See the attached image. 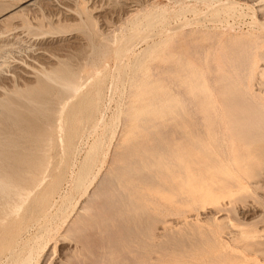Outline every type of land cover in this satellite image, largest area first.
<instances>
[{
  "label": "rangeland",
  "instance_id": "374dc122",
  "mask_svg": "<svg viewBox=\"0 0 264 264\" xmlns=\"http://www.w3.org/2000/svg\"><path fill=\"white\" fill-rule=\"evenodd\" d=\"M22 1L24 0H0V12H1L0 14L4 15L5 17L4 20H0V52H2V55L0 54V56H2L1 57L2 59L0 58V65H2L0 67V98H1L0 102L1 100L4 101L5 103L7 102V100H9V102L12 101L10 105L13 111L15 112L17 111V109H19L18 112L15 113L17 116H15V114H12V116L14 115L16 119L18 117L19 121L21 119V114L23 112L27 111L30 114L31 112L29 111L30 109L33 111L31 112V114L32 113L38 114L36 115L37 117L32 116V118H34V120L37 118L40 121L39 124H36L38 122L37 120L35 121L36 123L34 124L33 123L34 120L33 121L30 120L32 119L31 115L28 118L29 116L28 113H27L26 119H28L27 120L28 123L34 124V125L31 124V126L34 127L38 125L37 127L39 129L35 130L36 133L38 132L37 135H39L40 132L42 133V134L40 133L42 136H44L43 134H46L45 138H43L41 135H39L38 138H40L41 136L43 141H45L46 139L45 142L46 143L48 142L47 144L44 142L46 146V147L44 146V148L49 150L47 151L45 149V152L47 151L46 154L47 156L49 155L50 159L52 160L50 161L52 164L54 163V159L57 158L56 160L58 162L60 157L63 156L62 154L63 144L65 145L66 142L64 141V143H62V141L65 140L66 135H68V133H66L67 131L69 132L68 125L71 126L73 122L77 124L76 127L79 125L78 128H75V129L80 130V131H77L79 136H77L78 138L77 140L75 139L76 141H74L73 144L76 150L78 149L80 153L78 152V155H77L76 154L77 152H76L75 155H73L74 159L69 160L68 163L66 164V166L69 165L67 168H65L67 172L65 171L66 173L63 174V176L65 177L62 178L61 176V179H60V182L63 179L62 180L63 183H61L60 185L58 184L59 187L58 186L57 187L59 189L57 188L55 191L56 196L54 194V196L51 198L52 202L50 201L49 206L51 205L52 207H50V209H49V206L48 208H46V210L48 209V211L52 210L50 211L51 213L49 214V212L45 210L48 214L44 211L42 213V216L40 215L37 217L41 219L40 222H42L43 226L38 221L39 219H37L35 225H32V227L30 226L27 229V231L26 232L24 231V233L22 234V239L17 244L18 249L16 247V249L14 250L15 252H13L12 254H9V255L6 254L4 256H0V264H9V262H11L12 259L13 261L10 264H21L22 262L23 264H26L28 262H30V264H100L101 261H102L101 264H106V262L107 264H116V263L117 264H122V263L123 264H142V263L145 264L143 261V258H146L147 256L146 257H141V256L142 254L143 256H145V254L148 255L149 253L150 255L147 257V259L149 258V261L147 259H144L146 260L147 264L149 263L151 264H154V263L155 264H165V263L166 264H227V263L228 264H264V179H262L264 178V173H262L260 177H255V178L251 177V175L249 174V170L252 171L253 168L256 166L252 158L243 157V159L240 162H238V165H237L238 174L241 176H244L243 177L244 179L241 178L240 176L237 177L238 182H239L238 186H235L225 180H222L221 178L219 179V177L209 176V173L206 171V168L200 165L199 163L190 164V169H201L204 172L203 174H201V176L198 177L199 179H197L198 180L197 183H190V186L192 188L193 187L199 188V189H196L198 191L197 192L198 195H196L197 193L195 192L192 193L193 191H196V190L195 189L193 190L191 187H190L191 189L188 192V194L180 193L181 186H180L179 177L177 175L171 174L170 177H166L163 175L162 178H159L158 176L157 178H154V176L150 178L147 177L148 180L149 179L151 180V178H154L156 179V181L152 179L149 182V184H148V180L144 182V180H146V176H148L146 174H150V173L154 174L152 171L153 169L149 170V168H147L146 162L144 160H141L140 162L137 163L135 170L133 169L131 171V172L133 171L135 172H133L132 174L130 172L129 174L125 170L126 167L123 168L124 163H122V159L123 158L126 159L127 157H125L126 155L125 156L120 155V153L126 154L127 148H128V151L130 152V150L132 151V149H135L137 147L142 146L141 148L144 147V148L150 149L154 145V147L152 148L154 149L155 144H157L158 149L155 148L154 150H156V152L158 150L159 154L158 152L156 154L155 151H153L152 149L151 150L155 154L152 151L149 152V154L153 153L151 156H153L155 160H158L161 155H164V153L166 154L165 151H167V149L168 150L171 149V147L174 144L172 141L171 133L168 134V132H170L169 130H172V128L168 127L167 128L168 130L166 129L167 133L166 132L164 133V131L166 130H164V128L162 127L163 128V131H161L163 132L162 134H168V135L165 136L161 134L159 135V137H157L158 135H156V132L158 129V125L157 127L153 125L152 127L150 126L147 128L145 124H147L148 121H143L142 120L143 117L141 119L142 115H138L140 117H137L134 119V117L137 116L136 112H133V111L129 112L128 109L130 108L131 105L127 104L129 102L131 103L133 100H130V101L128 100L135 98V96L133 97V94H135L139 88H149L154 84V79L152 82V80H150L151 79L150 76L154 78L153 74L157 72L156 71L157 68L159 69V67L162 68V67L168 66L169 61H171L170 57L173 59H176L175 57L180 56L181 59L184 58L185 60H188L189 58V61H190L193 58L190 54L194 50L196 51L200 48H202V50H204L205 52L214 50V54H215L213 55L215 59L214 62L217 65L222 66V63L219 60L220 59L219 53H221L222 48L224 47V44H223L224 41L222 40H227L228 38H232V37L248 38L250 37V35L252 36L254 34L255 35L260 34L261 36L264 37V25L262 24L259 25L260 23H264V11H262L264 8L262 6L264 5V0H251V1L250 0H35V2H33L30 5L26 4L29 1L21 3ZM136 3H138V6H135L137 5ZM16 6L20 9V12L22 11L20 14H19V9L17 10ZM5 7L7 8V12L11 7L16 8L18 12L13 13L11 15L12 17L11 18L10 16H6L7 12L4 11ZM85 7H86V12L88 14L90 13L91 15H86L87 13L84 12L83 10L85 9ZM219 9L220 10L222 9V10L220 11ZM218 10H219V13H218ZM215 14L218 16H215V19H214L213 17ZM88 16L89 17L91 16V17L89 18ZM86 17H88L89 19ZM201 18L204 21H202ZM210 18L212 19L210 20ZM191 19L193 20V22L191 21ZM82 21L84 22L83 24H81ZM86 23L90 24L89 25L90 28L88 27ZM85 24L87 25L89 30L85 28L86 27ZM27 25L29 27H27ZM81 27L83 29L85 28V30L83 29L79 30V28ZM53 28L55 30H53ZM59 30L61 32H59ZM90 30H92L93 33H91ZM91 34L95 35V37L93 36L94 39L92 38V36H89ZM84 35L85 36L88 35L89 40ZM202 35L205 37L201 38ZM217 36L218 38H216ZM180 37L181 38L184 37V38L181 39ZM172 39H175V40H172ZM178 39L179 40L181 39V40L178 41ZM216 41H217V44H216ZM87 43H88V46H87ZM93 44L96 46V48L95 46H93ZM99 44L101 45L100 46L101 48L97 46ZM220 45L222 46V48ZM4 46L6 47L4 48ZM98 48L103 49V51L100 49L98 50ZM145 49L148 52H145ZM100 51L103 53L105 52V53L101 54ZM96 52H98L99 55L101 54L100 57L97 58V56L99 55ZM259 52L260 53L264 52V44L259 49ZM93 54L97 56H94ZM101 56L103 58H101ZM115 56L119 59L118 60L119 62L116 60L117 58ZM55 57L59 58L58 60L60 62H58L57 59L55 60L54 59ZM51 58H53L54 60ZM69 60H72V64L70 63L71 61L69 62ZM49 61L55 66H52V65L50 66L49 64L51 63ZM65 61L68 63H66ZM263 63H264V60L260 59V57L258 56L256 58V65L259 67V65L260 66L263 65ZM60 64L61 66H58ZM69 64H71L70 67H72V69L70 68V70L72 71V73H74V75L76 74V81L80 85L79 92L76 94V96H78L81 99V101L80 99H78V97L76 98L75 96H74L75 98L71 96V97H68L69 98L68 99L65 97L66 95L63 96L59 93H56V94L54 93L51 95V98L49 97L48 100L46 99V97H42L41 98L42 100L43 98H44V101L46 100L45 103H43V101L39 100L40 97L38 98L37 95L33 94L34 96H31V100H34V101L37 100V101L36 102L32 101L33 104L35 103L34 105H32L31 101L26 100L25 98L19 97V94L25 91H29L30 93L40 92L42 90L43 85L48 83L47 82L48 80L46 79V75L44 72H46L47 74L48 71L51 69L50 71L56 70L59 73H61L63 66L69 65ZM39 66L42 70V73L38 72L40 71ZM48 67L50 68L48 69ZM60 67L62 69H59ZM42 68H45L47 71ZM257 69L255 70L256 74H255L254 82H257L260 79L262 80L264 79V75L263 76L259 75ZM34 70H38V71H35L37 72V74L34 72ZM38 73H41L40 76ZM37 76L40 77L42 81L39 80ZM136 76H138L137 77L138 79H135ZM34 77H36L37 79H35ZM43 78L46 79L47 81L43 80ZM139 82H141V84ZM132 83L135 85V87L137 86V88H134L133 86V89H132L131 88ZM95 89L98 90L100 93V97L98 100L99 108L97 109L99 113L103 112L102 115H103L105 124L108 123L107 124L108 129H106L107 133H109L108 136H106L107 133H105L106 131L104 130L103 127L99 128L100 130L98 129L99 131L97 130V132L92 131L93 133H89L91 131V128H89V125L81 124L82 125L81 127L79 122L76 121V120H80L78 119V117L81 114L86 112L85 110L86 103L88 101L89 96L90 97L91 95L94 96V94L96 93ZM131 89L134 91L129 92L131 91ZM83 93L85 94V96H81L83 95ZM129 94H132V95H129ZM59 95H61L62 97ZM50 99L52 101H50ZM77 100H79L80 103ZM37 102L38 103L40 102V105L43 103L41 107L44 106V104L46 105V103H48L49 106L46 105L48 107L44 106L40 108L39 107L40 105L38 106ZM82 102H83V105H82ZM60 103L61 105H59ZM24 104H27L28 107H26V105ZM35 105H37L38 107H34ZM62 105L64 108L62 107ZM142 105L146 106L147 102H144V104L142 102ZM12 106H14V108ZM32 107L34 110L32 109ZM72 107H74L73 110H72ZM27 108L29 109L27 110ZM39 108L41 110L43 109V111L39 112L41 111ZM45 108H46V111H44ZM53 108L54 109L56 108V110H53ZM69 109L70 111H68ZM3 110H5L4 107H1L0 105V115H3V113H1V112H4ZM20 110H22L23 112L22 113L19 112ZM64 110L65 112L67 111V114L69 115H66ZM58 111L59 113L61 111V113L63 114H58ZM43 112H44V116H41L42 118L38 117L40 116V114H43ZM76 112L77 113L82 112V113L76 114ZM125 112L130 113V114L132 113L131 114L132 120L133 121L135 120L134 121L135 126L132 127L133 130H131L132 129L131 126L133 125V124L131 125L132 121L126 122V124L122 121L123 119L126 118V115H128L127 113L125 114ZM24 115H26V113H24ZM83 115H81L80 117H82ZM23 116L21 120H23ZM3 117L4 115L0 116V124H2L1 126H4V127L8 126V128L9 126H11V129L10 128L8 129L9 131L6 129L7 127L6 128L2 127V131H0L1 133L0 135H2L3 130H4V134L1 136V137H4V140L0 138V141L3 140V142H0V145H1L0 148L2 149V152L4 150L7 152V153L3 152L4 157L2 156V158H4L2 161H4L5 165L10 164V167H7V168H11V169L12 167L16 168L17 164L19 166L21 165L23 166V164L29 163V161L33 159V156L36 155V157H38L39 156L38 154H41V152L37 150L40 146V143H39L40 141L38 140L39 141L37 142L39 143L38 145L35 144V142L37 141L36 139L38 138L37 136H34L35 133L32 134L34 132L33 127L27 124V127H26L27 129H25V126L23 127V125H26L25 124L26 121L24 122L21 121L23 122L21 124L22 126H20L19 121L18 123L13 124L14 121L17 122L14 118H13L14 121L10 125L9 124L10 122L9 121L7 122V120H11L12 117L10 116L11 118L9 117L8 119L5 117L3 118ZM60 117H63V118H60ZM67 117L69 118L67 119ZM43 118L47 121V124H49L48 126L47 124H45L44 122L45 120ZM46 118L47 119L52 118V120H50L52 123H50V121L47 120ZM70 118L71 120H69ZM2 119L6 120V122H3L4 120ZM72 119L75 121H72ZM107 119L108 121H106ZM68 120L70 122L72 121V123L69 124L70 123L69 122L67 127L65 128L64 123H66ZM140 120H142L143 124L141 123ZM4 123H7L8 125L7 124L5 125ZM122 123H124V125ZM15 124H18L17 128H15L16 127ZM61 124L62 125L64 124V126H62ZM167 124L169 125L170 123H167ZM13 125L15 127H13ZM40 125H42V128H40ZM51 125H52V128L54 127L53 132L52 130H49L47 128L49 127L51 129ZM60 125L64 129L63 131L59 128ZM111 125H114V127H112ZM29 126L33 129L32 131H30L31 128H29ZM141 126L143 127V129ZM19 127H21L22 129ZM79 127H81V129H79ZM160 128L161 127H159V129ZM5 129L11 134L9 133L6 134L7 131H5ZM23 129L28 131V133L30 132L29 134H32V136L31 135L29 136V134H26V131L24 132ZM124 129H126V131ZM144 129H146L147 131ZM15 130H16L15 137H13L14 136L13 132ZM18 130L19 131L22 130L23 131V132L21 131L22 134ZM149 130H152L150 131L152 133L149 132L150 136L148 137L147 135H149L148 133ZM49 131L52 132V135H50L51 132L49 133ZM112 131H115V134H112ZM134 131H137L138 133ZM86 133L89 134L88 138H85L87 136ZM146 133L148 134L145 135ZM4 135L5 136L8 135V137L10 138L5 137ZM11 135L13 138L11 137ZM22 135L23 136L25 135L27 137V140H26V137L25 136L22 137ZM112 135L113 136L115 135V136L112 137L111 139ZM19 136H21L23 140L21 139V137L19 138ZM80 136H82L83 138ZM143 136L145 139H143ZM30 137L32 138L36 137L35 138L36 141L34 139H29ZM60 137L63 138V140ZM98 137L99 138L102 137L100 139V142H102V140L103 142L102 144L100 143L101 147H100V151L98 152V158H97L98 160H96L95 163L100 161L103 156L105 157V159L103 157L104 159V160L102 159L103 163L101 161L100 163H96V164L94 163L95 166L93 165V168L90 169V170L93 169L92 170L93 172L88 171V173L86 174L89 177V179H87V176H86L84 180H82V182L86 181L85 184L82 183L84 185L81 184L82 186H80L79 183H76L77 182V176H75L76 172L79 171V168L82 165V164L80 165V163H83L84 161L83 159H85L84 157L88 156L87 154L88 151L90 153L89 147L93 144L95 139ZM106 137H108L110 141H112L110 144H109L110 141L107 140ZM146 137L148 139H146ZM5 138H7L8 141L5 140ZM52 138L55 139L56 142ZM129 138L130 139L132 138V141ZM156 138L160 142L157 141ZM48 139L50 142L47 141ZM83 139H86V141ZM141 139H143L144 141H142ZM28 140H32V141L34 140V142L30 141V143H27ZM82 140L85 141L87 145ZM4 141H6V144L8 143V145H6ZM135 141H138V142H136L135 144ZM146 141L150 143L151 141H153L154 143L148 144ZM162 141L163 142L166 141L164 146L163 145L161 146L159 144V143L162 144ZM57 142L59 144L58 146H56L57 147L56 148L54 147V145ZM139 142H141V145L137 144ZM142 142H146L144 143L145 145H143ZM23 143L24 144L26 143V145H28L29 148ZM32 143L35 145H32ZM114 143H116L117 146ZM121 143L122 144L124 143L125 145L124 144L122 145ZM9 144H12V146H9ZM118 144H119V147H118ZM120 144L122 145L121 147H120ZM158 144H159V147H158ZM14 145H15V150H12L14 148ZM30 145H32V147H30ZM127 145L128 147L126 148ZM130 145L132 146L137 145V146H135V148L134 147L129 148V147H132ZM8 146H9V149L11 148L10 150H8L7 148ZM107 146L108 147L110 146V147L107 148ZM113 146L116 149L113 148ZM124 146L126 149L122 148ZM160 147H163V148L165 147L164 150L165 149L166 150L161 151ZM187 147H190V145H187ZM25 148L27 150H25ZM118 148H121V149H118ZM55 149L56 150L58 149V150L56 151ZM102 149H104V151H102ZM21 150L22 151L25 150V151L22 152ZM112 150L113 151L115 150V151L112 152ZM189 150H190V153L194 157H196L199 160L202 159V156H200L197 150H195L192 147H190ZM10 151L13 153L15 152L14 154L16 155L12 154L13 156H10L11 154ZM18 151L21 154H19ZM37 151H38V154L35 153ZM55 151L59 154H57ZM85 151H87V153ZM54 153H56L59 158ZM23 154L25 155V157ZM99 154L101 155L100 156L101 158L99 157ZM113 154L116 155L117 157L119 154V158L115 156V158H117L118 160L113 159L114 161H116V163L112 161ZM17 155L19 158L23 160H19L17 158ZM8 156H10L11 159L12 158L14 159V160L12 159L13 162L11 161V159H9L10 157ZM120 156L122 158H120ZM26 157L28 158V160L29 159L30 160L25 161L24 159H27ZM53 157L55 158L53 159ZM19 161L20 162L23 161V162L19 163ZM113 163L115 165L111 166V164ZM72 164L75 165V167ZM117 164L121 168L120 167L117 168L118 167ZM99 165L101 168L99 167ZM70 166L71 168H69ZM97 166L99 167L100 170H98ZM165 167H168V166H165ZM139 168L142 170H145L146 172L140 170ZM11 169H8V170L14 173V171ZM119 169L122 172L124 171L123 174L121 172L120 175H118L120 178L118 176L117 177L115 176L118 174V172H120ZM97 170H98V173H97ZM89 173L90 175H88ZM141 173L144 174L143 177L145 176L144 177L145 179L143 177L142 179H139L141 177ZM94 174H96L97 176ZM92 176H93V179H95V181L94 180L92 181ZM75 178L76 180H74ZM118 178L123 179L121 183L117 182ZM252 179H256V180H252ZM157 180L159 181L157 182ZM258 180H261V181H258ZM135 182L137 185L135 184ZM137 182H139V184ZM172 182H173V185H172ZM206 182L209 183V186L206 185L207 184ZM156 183H157V186H156ZM74 184H75V187L78 189V191L73 186ZM204 184L206 185V187ZM106 185L107 187L105 188ZM201 185H202V188H200ZM77 186L78 187L80 186V187L78 188ZM88 186L89 187L91 186V187L88 188ZM118 187L121 191L119 189H116ZM132 187H134L135 189ZM172 187L173 188L176 187L179 189L175 188L172 190ZM84 188H86V190L89 189L87 190L88 191L87 193H84L86 191ZM203 188L206 189V192L204 191ZM209 189L210 191H208ZM239 189L240 191L241 190H244V191L243 192L241 191L242 192L241 193ZM122 190H123L124 200L123 201L121 200L120 202L118 201L117 197L119 196V194L122 195L121 194ZM200 190L201 192L202 191L203 192L199 193ZM82 191H83V195H82ZM134 191L136 192V194L134 193ZM228 192L230 195L227 194ZM207 193L210 196L213 195L214 198L220 194H222V197H220L221 196L220 195L218 198H215L216 199L215 201H211L213 198L212 197L211 200L209 199L210 200L209 201L207 199L210 198V196H207L208 195ZM199 194H201L200 196L201 198L199 197ZM215 194L216 196H214ZM225 194L226 196H224ZM231 194L233 197L231 196ZM202 195H204L203 196L204 198L202 197ZM88 196L92 198L89 199ZM95 196H98V197H95ZM111 196L115 198V200ZM184 196L186 197L184 198ZM205 196L208 198H206ZM180 197L182 198L180 199ZM237 197H241L240 199L243 198L242 200L244 201H241L240 199H235ZM199 198H200V201H199ZM65 199L66 200L69 199L71 201L68 202ZM218 199H219V202H218ZM87 200H89L90 203L89 202L87 203ZM112 200L114 201V203H112L113 202ZM128 200L129 202H127ZM53 201L54 203H57V204L54 205ZM64 201L68 203L63 204ZM110 201L112 203L111 205L109 204ZM201 201L203 203H201ZM212 202L215 204H213ZM105 203H106V206H105ZM61 205H64L65 207ZM107 206L108 208L106 209ZM130 206H133V207H130ZM135 206H137V209ZM57 207H58L57 209L58 211H56ZM86 207H88L90 210L88 208L87 210H85ZM59 208H61V210ZM64 208L66 211L64 210ZM152 208H153V211H152ZM145 209H147L146 212H145ZM79 210H82V211H79ZM53 211H54L53 214L54 216H56V218L52 214ZM55 212H57L58 214L57 213L55 214ZM60 213L62 214L64 213L63 215L64 218L66 216L67 217L63 219L62 215L60 216ZM65 213H67V215ZM51 217L52 218L54 217V219H52ZM59 217H61V219ZM42 218H45V219H43L42 221ZM158 218L160 219V221L158 220ZM90 219L91 220L93 219V221H91ZM53 220H55L56 222ZM38 222L40 223L41 229H39L40 227L37 226V224H39ZM52 222H54V224H51ZM49 224H51V226ZM36 226L39 227L38 229L41 231H38ZM153 226L155 227L154 229H153ZM171 228L173 229L171 230ZM181 228H183V230L186 228V230L183 231ZM43 229H45L47 232ZM151 229H153L154 231ZM188 231L189 233L192 234V236L191 234L188 233ZM199 231H200L199 235L202 236V238L198 235ZM210 231H212L213 233L212 232H211L212 234L208 233ZM158 232L160 234L162 232V234L160 235L158 234ZM252 232L255 235L252 236ZM100 233H102V236ZM41 234L42 236H39ZM153 234H155V236H153ZM208 234H210V236H207ZM34 235H36V237ZM194 235L196 238L194 237ZM243 235H245L246 237ZM247 235L249 236L247 237ZM188 236H191L190 239L188 238ZM126 237L128 238V240ZM152 238H153V241H152ZM155 238H157V241ZM27 239L28 240L30 239V240L28 241ZM162 239H166V240L161 241ZM22 240L25 243L22 242ZM26 241L29 242V245ZM32 241L34 242L35 246L33 245ZM193 241L194 242L196 241V242L194 243ZM19 244L20 245L22 244L24 246L21 245L22 246L21 247ZM126 244H127V248H125ZM25 245H27L26 246L27 248L25 247ZM132 245H135L136 247L133 246L134 248H132ZM122 246L124 250L122 249ZM128 247H129V250H127ZM110 248L115 251L110 250ZM108 249L110 251H107ZM125 249L127 250V253L125 252L126 251ZM132 250H133V253H132L133 257L131 256V253H130V251L132 252ZM135 250L137 253L134 252ZM102 251L105 253V255L101 254L100 256L103 257V258L101 257L102 258L101 259L100 256H97V255H99V253H101ZM122 251H124L123 254H122ZM16 252H18L19 254ZM20 253H22L23 255L22 254L20 255ZM31 253L33 254L31 255ZM111 253L113 256H114V253L116 255L118 254L117 255L118 257L116 255L114 257L112 255L110 256ZM14 254L18 255L19 257H16V256L13 257ZM137 254L138 256H140V258L138 256H136L137 258L134 257V255H137ZM84 255L85 257L83 258ZM106 255L110 256V258L108 259L110 262L105 261L107 259L105 258ZM116 257L118 258V260H116L117 259ZM18 258L20 260H18ZM9 259L11 260L9 261ZM137 260L138 261L140 260L139 262L141 263H138ZM253 260H255V262Z\"/></svg>",
  "mask_w": 264,
  "mask_h": 264
},
{
  "label": "bare ground",
  "instance_id": "6f19581e",
  "mask_svg": "<svg viewBox=\"0 0 264 264\" xmlns=\"http://www.w3.org/2000/svg\"><path fill=\"white\" fill-rule=\"evenodd\" d=\"M29 1V2H28ZM251 1V0H250ZM24 2H28V3H26L27 5H30V4H32L33 2H35V0H24V1H22L21 3H24ZM131 2V1H130ZM135 2H137V1H135ZM228 2V1H227ZM233 2V1H232ZM20 3V2H19ZM20 3V4H21ZM137 5H135V6H138V3H136ZM16 5V4H15ZM17 5H19V4H17ZM26 5V6H27ZM39 5V4H38ZM226 5V4H225ZM13 6V5H12ZM36 6V5H35ZM229 6V5H228ZM263 7H264V5H262ZM130 7V6H129ZM223 7V6H222ZM261 7V6H260ZM262 7V8H263ZM12 8V7H11ZM9 9L8 10V12H7V8L5 7L4 8V11H6L7 13V15L6 16H10L11 17V15L13 14V13H15V12H18L17 10L19 9L17 6H16V8H17V10H16V8H12V9ZM23 8V7H22ZM22 8H21V10H22ZM83 8V7H82ZM135 8V7H134ZM137 8V7H136ZM81 9V8H80ZM216 9V8H215ZM214 9V10H215ZM231 9H233V8H231ZM259 9V8H258ZM3 10V9H2ZM82 10V9H81ZM84 10V12H86V7H85V9H83ZM135 10V9H134ZM140 10H142V9H140ZM189 10V9H188ZM211 10H213V9H211ZM210 10V11H211ZM220 10V9H219ZM219 10H218V13H219ZM222 10V9H221ZM220 10V11H221ZM217 11V10H216ZM225 11V10H224ZM229 11V10H228ZM262 11H264V8H263V10ZM22 12V11H21ZM20 12V9H19V14L21 13ZM81 12V11H80ZM83 12V11H82ZM83 12V13H84ZM207 12V11H206ZM1 13V12H0ZM5 13V12H4ZM3 13V14H4ZM87 13V12H86ZM204 13V12H203ZM258 13V12H257ZM18 14V13H17ZM85 14V13H84ZM202 14V13H201ZM211 14H212V12H211ZM210 14V15H211ZM1 15V14H0ZM83 15V14H82ZM86 15H91L90 13L88 14H86ZM197 15V14H196ZM195 16V15H194ZM198 16V15H197ZM204 16V15H203ZM213 16V15H212ZM215 16H218V15H214V19H215ZM220 16V15H219ZM78 17V16H77ZM89 17V16H88ZM88 17H86V18H88ZM91 17V16H90ZM89 17V18H90ZM155 17V16H154ZM201 17V16H200ZM221 17V16H220ZM12 18V17H11ZM88 18V19H89ZM203 18V17H202ZM201 18V19H202ZM5 19V17H4V15H1L0 16V20H4ZM83 19V18H82ZM194 19V18H193ZM209 19V18H208ZM212 18H210V20H211ZM86 20V19H85ZM187 20V19H186ZM47 21V20H46ZM84 21V20H83ZM82 21V23L81 24H83L84 22ZM189 21V20H188ZM191 21L193 22V20L191 19ZM202 21H204L203 19H202ZM222 21V20H221ZM260 21V20H259ZM198 22V21H197ZM213 22V21H212ZM215 22V21H214ZM200 23V22H199ZM219 23V22H218ZM87 24V23H86ZM85 24V25H86ZM187 24V23H186ZM264 25V23H260L259 25ZM84 25V26H85ZM88 25V27H89V23L87 24ZM87 25H86V29H88V27H87ZM168 25V24H167ZM179 25V24H178ZM181 26H182V24H181ZM180 26V27H181ZM27 27H29L28 25H27ZM41 27V26H40ZM52 28V27H51ZM85 28L83 29L82 27L81 28H79V30L81 29H83V30H85ZM90 28V27H89ZM169 28V27H168ZM172 28V27H171ZM190 28V27H189ZM198 29V28H197ZM53 30H55L54 28H53ZM89 30V29H88ZM174 30V29H173ZM44 31V30H43ZM59 32H61L60 30H59ZM83 32H85V31H83ZM90 32L91 33H93L92 32V30H90ZM89 32V33H90ZM187 32V31H186ZM195 32V31H194ZM208 32V31H207ZM45 33V32H44ZM43 33V34H44ZM54 33V32H53ZM55 33H56V31H55ZM88 33V34H89ZM181 33V32H180ZM193 33V32H192ZM191 33V34H192ZM196 33V32H195ZM198 33V32H197ZM58 34H60V33H58ZM65 34V33H64ZM180 35V34H179ZM50 36V35H49ZM56 36V35H55ZM85 36V35H84ZM89 36H92V38H93V36L95 37V35H89ZM89 36L87 35V36H85V37H87V39L89 40ZM96 36H98V35H96ZM161 36V35H160ZM183 36V35H182ZM199 36V35H198ZM219 36V35H218ZM218 36L216 37V38H218ZM177 37V36H176ZM203 37H205V36H203L202 35V37L201 38H203ZM92 38H90V39H92ZM181 38V37H180ZM184 38V37H183ZM183 38H181V39H183ZM215 38V37H214ZM94 39V38H93ZM96 39H97V37H96ZM107 39V38H106ZM180 39V40H181ZM221 39V38H220ZM125 40V39H124ZM130 40V39H129ZM172 40H175V39H172ZM179 39H178V41H180ZM197 40V39H196ZM217 40V39H216ZM126 41H128V40H126ZM125 41V42H126ZM222 41H224L223 42V44H224V47L222 48V46H221V48H222V51H221V53H219L220 54V61H221V63H222V66H220V65H217L214 61H215V59H214V56L213 55H215L214 54V50H211V51H209V52H205L204 50H202V48H200V49H198V50H194L193 52H191V56L193 57L190 61H189V58H188V60H185L184 58H180V56L179 57H175L176 59H173V58H171L170 57V59H171V61H169V64H168V66H166V67H162V68H160L159 67V69L157 68V72L156 73H152L153 74V76H154V78H152L151 76H150V80H152V82H153V79H154V84L151 86V87H149V88H139L138 89V91L135 93V94H133V97L135 96V98L133 99H129L128 101H130V100H133L131 103L129 102V103H127V104H130L131 106H130V108L128 109V111L129 112H136V117H134V119L135 118H137V117H140V116H138V115H142L141 116V119H142V117H143V121H148V123L147 124H145L146 125V127L148 128V127H152L153 125H155L156 127H157V125H158V129H159V127H163L164 128V130H166L168 127H171L172 128V130H169L170 132H168V134H170L171 133V137H172V141H173V146L171 147V149L170 150H168L167 149V151H165L164 150V148L163 147H160V150L161 151H165L166 152V154L164 153V155H161L160 156V158L158 159V160H155V158L153 157V156H151L154 152L153 151H155V153L157 154V152H158V150H157V152H156V150H154L155 148L156 149H158L157 148V144H155V148L154 149H152L153 147H154V145H153V147H151L150 149H148V148H141V147H137V148H135V146H137V145H135V146H132V145H134V144H132V145H130V146H132V147H129V148H135V149H132V151L130 150V152L128 151V145L126 146V148H125V146L124 147H122L123 149H126V151H127V153L126 154H121L120 153V155L122 156V155H126L125 157H127L126 159H122V163H124V167L123 168H125V170L130 174V172L134 169L135 170V168H136V165H137V163L138 162H140L141 160H144L145 162H146V164H147V168H149V170L151 169H153L152 171H153V173L154 174H146V175H148V176H146V180H144L145 178V176L143 177V175L144 174H142L141 173V177L139 178V179H142V177L144 178L143 180H144V182H146L148 179H147V177H153L154 176V178H157V176L159 177V178H162V176L164 175V176H166V177H170V175L172 174V175H177L178 177H179V181H180V193H186V194H188V192L190 191V189L192 188L191 186H190V183H197V179H199L198 177L199 176H201V174H203L204 172L201 170V169H190V164H192V163H199L200 165H202V166H204L205 168H206V171L209 173V176H213V177H219V179L221 178L222 180H225V181H227V182H229V183H231V184H233V185H235V186H238L239 185V182H238V179H237V177H241V178H243L244 176H241V175H239L238 174V170H237V165H238V162H240L242 159H243V157H250V158H252L253 159V162L255 163V167L253 168V170L252 171H250L249 170V174L251 175V177H260L261 175H262V173H264V79L262 80V79H260L259 81H257V82H254V80H255V70L257 69V71H258V73H259V75H261V76H263L264 75V63H263V65H259V67L256 65V58L259 56L260 57V59H262V60H264V52H259V49L263 46V44H264V37L263 36H261L260 34L259 35H250V37H248V38H244V37H232V38H228L227 40H222ZM93 42V41H92ZM92 42H90V43H92ZM95 42H96V40H95ZM125 42H124V44H125ZM203 42H204V40H203ZM90 43H89V45H90ZM131 43H132V41H131ZM130 43V44H131ZM173 43V42H172ZM183 43H185V42H183ZM129 44V45H130ZM133 44H134V42H133ZM174 44V43H173ZM205 44V43H204ZM215 44V43H214ZM216 44H217V41H216ZM222 44V45H223ZM213 45V44H212ZM39 46V45H38ZM87 46H88V43H87ZM93 46H95L94 44H93ZM98 47H100L101 45L99 44V45H97ZM106 46V45H105ZM179 46V45H178ZM6 46H4V48H5ZM46 47V46H45ZM130 47V46H129ZM177 47V46H176ZM208 47V46H207ZM219 47V46H218ZM94 48V47H93ZM95 48H96V46H95ZM101 48V47H100ZM100 48H98V50L100 49ZM131 48V47H130ZM150 48V47H149ZM214 48V47H213ZM12 49V48H11ZM44 49V48H43ZM90 49V48H89ZM88 49V50H89ZM91 49H92V47H91ZM181 49V48H180ZM46 50V49H45ZM95 50V49H94ZM97 50V51H98ZM100 50H102L103 51V49H100ZM124 50V49H123ZM186 50V49H185ZM10 51V50H9ZM93 51V50H92ZM92 51H91V53H92ZM179 51V50H178ZM95 52V51H94ZM101 52V51H100ZM99 52V53H100ZM145 52H148V51H146V49H145ZM97 54H98V52H96ZM95 53V54H96ZM103 52H101V54H102ZM105 53V52H104ZM103 53V54H104ZM185 53V52H184ZM0 54L2 55V52H0ZM100 54V55H101ZM181 54V53H180ZM94 55V54H93ZM99 55V54H98ZM100 55L99 56H97V55H94V56H97V58L98 57H100ZM148 55V54H147ZM173 55V54H172ZM189 55V54H188ZM56 56V55H55ZM124 56V55H123ZM2 56H0V58H1ZM42 57V56H41ZM53 57H54V55H53ZM89 57V56H88ZM90 57H92V56H90ZM116 57V56H115ZM46 58V57H45ZM50 58V57H49ZM68 58H70V57H68ZM101 58H103L102 56H101ZM117 58V57H116ZM2 59V58H1ZM48 59V58H47ZM51 59H53V58H51ZM55 60L57 59H59V58H57V57H55L54 58ZM53 59V60H54ZM88 59V58H87ZM91 59V58H90ZM94 59V58H93ZM105 59V58H104ZM173 59V60H172ZM38 60V59H37ZM61 60V59H60ZM92 60V59H91ZM103 60V59H102ZM117 61L119 60L118 58L116 59ZM35 61V60H34ZM71 61V62H70ZM98 61V60H97ZM166 61V60H165ZM50 62V61H49ZM58 62H60L59 60H58ZM66 62V61H65ZM69 62L72 64V60H69ZM92 62H94V61H92ZM119 62V61H118ZM51 63V62H50ZM62 63H63V61H62ZM61 63V64H62ZM66 63H68V62H66ZM86 63V62H85ZM90 63V62H89ZM49 64V63H48ZM54 64H56V63H54ZM58 64V63H57ZM61 64L60 65H58V66H61ZM71 64H69V65H65V66H63V69L60 67L59 69H62V71H61V73H59L58 71H56V70H54V71H48V73L46 74V72H44L45 73V75H46V79L48 80H46V79H44L43 78V80H45V81H47L46 83L47 84H45V85H43V87H42V90L40 91V92H38V93H30L29 91H25V92H22V93H20L19 94V97H22V98H25L26 100H29V101H33V102H36V101H34V100H31V96H34V95H37V97L39 98L40 97V101H43V103H45V101H44V98H43V100L41 99L42 97H46V99L48 100L49 99V97L51 98V95L52 94H56V93H59V94H61V95H63V96H65L66 98H68V97H78V96H76V94L79 92V88H80V85H79V83L76 81V74L74 75V73H72V71L70 70V68L72 69V67H70V65ZM88 64V63H87ZM91 64V63H90ZM95 64V63H94ZM119 64V63H118ZM165 64H166V62H165ZM50 66L52 65V66H55V65H53L52 63L51 64H49ZM74 65V64H73ZM92 65H93V63H92ZM96 65V64H95ZM135 65H136V63H135ZM2 65H0V67H1ZM69 66V67H68ZM163 66H164V64H163ZM43 67V66H42ZM38 68V67H37ZM39 68H40V66H39ZM50 67H48V69H49ZM3 69V68H2ZM42 69H45V68H42ZM46 70V69H45ZM35 71H38V70H34V72ZM44 71V70H43ZM47 71V70H46ZM38 72H41L42 73V70H41V68H40V71H38ZM36 74H37V72H35ZM41 73H38L39 74V76H40V74ZM43 73V74H44ZM86 74V73H85ZM35 75V74H34ZM78 75V74H77ZM80 76V75H79ZM38 77V76H37ZM78 77V76H77ZM138 76H136V78L135 79H138L137 78ZM260 77V76H259ZM35 79H37L36 77H34ZM39 78V80H41L42 81V79L40 78V77H38ZM82 83H83V81H82ZM140 84H141V82H139ZM208 83V84H207ZM97 84V83H96ZM150 84V83H149ZM151 85V84H150ZM28 86V85H27ZM26 86V87H27ZM132 86V87H131ZM130 87L133 89V86H134V88H137V86L135 87V85L132 83V85H131ZM15 87H16V85H15ZM25 87V88H26ZM29 87V86H28ZM19 88V87H18ZM31 88V87H30ZM101 88V87H100ZM103 89V88H102ZM131 89V91H129V92H132V91H134V90H132ZM20 90V89H19ZM96 90V89H95ZM100 90V89H99ZM6 91H8V90H6ZM12 91V90H11ZM16 91V90H15ZM14 91V92H15ZM22 91H23V89H22ZM6 93H8V92H6ZM13 93V92H12ZM94 93H95V91H94ZM102 93V92H101ZM5 94V93H4ZM4 94H2V95H4ZM34 94V95H33ZM61 95H59V96H61ZM79 95H81V94H79ZM129 95H132V94H129ZM6 96V95H5ZM15 96H17V95H15ZM81 96H85V94L83 93V95H81ZM13 97V96H12ZM62 97V96H61ZM74 97V98H75ZM99 97H100V93H99V91L98 90H96V93L94 94V96H92L91 95V97L89 96V98H88V101H87V103H86V106H85V110H86V112L85 113H83V114H81L82 112H80V113H77L76 112V114H81V115H83L82 117H78V119H80V120H76V121H78L79 122V124L81 125V124H85V125H89V128H91V131L89 132V133H93V132H97V130L99 129V128H101V127H103L104 128V130L106 131V129H108V123L107 124H105V121H104V118H103V115H102V113H99L98 112V109L97 108H99L98 107V100H99ZM129 97V96H128ZM9 98V97H8ZM101 98H102V96H101ZM1 99V98H0ZM3 99V98H2ZM5 99H7V98H5ZM17 99V98H16ZM69 99V98H68ZM78 99H80L79 97H78ZM13 100V99H12ZM25 101V100H24ZM50 101H52L51 99H50ZM71 101V100H70ZM78 102H79V100H77ZM80 101H81V99H80ZM83 101V100H82ZM12 102V101H11ZM11 102H9V100H7V102L5 103L4 101H2L1 100V102H0V105H1V107H4V109L5 110H3L4 112H1V113H3V115H4V117L5 118H9L10 116L12 117H10L11 118V120H7V122L9 121L10 123V125H11V123L14 121V119L17 121V122H13V124L14 123H18V117H17V119L15 118V116H17L15 113H17L18 112V110L19 109H17V111H13V109L11 108ZM30 102V103H31ZM33 102L31 103L32 105H34L33 104ZM142 102H143V104H144V102H147V105L145 106V105H142ZM38 103V102H37ZM42 103V104H43ZM74 103V102H73ZM72 103V104H73ZM80 103V102H79ZM41 104V105H42ZM72 104H70V105H72ZM84 104H85V102H84ZM13 105V104H12ZM24 105H26V107H28L27 106V104H24ZM23 105V106H24ZM40 105V102L38 103V106ZM41 105L39 106L40 108H42V107H48L49 105H48V103H46V105H48V106H46L45 104H44V106H42L41 107ZM55 105V104H54ZM59 105H61V103L59 104ZM76 105V104H75ZM81 105V104H80ZM82 105H83V102H82ZM81 105V106H82ZM22 106V107H23ZM31 106V105H30ZM29 106V107H30ZM37 105H35L34 107H38ZM56 106H58V105H56ZM81 106H80V108H81ZM127 106H129V105H127ZM127 106H126V108H127ZM13 108H14V106H12ZM61 107V106H60ZM62 107H63V105H62ZM67 107V106H66ZM75 107V106H74ZM74 107H72V110H73V108ZM84 107V106H83ZM39 108V109H40ZM59 108V107H58ZM64 108V107H63ZM68 108V107H67ZM29 108H27V110H28ZM32 109H33V107H32ZM36 109V108H35ZM39 109H37V110H39ZM60 109V108H59ZM62 109V108H61ZM84 109V108H83ZM1 110H2V108H1ZM15 110H16V108H15ZM34 110V109H33ZM36 110V111H37ZM41 110V109H40ZM53 110H56V108L54 109L53 108ZM78 110V109H77ZM81 110V109H80ZM29 111H31V112H33L31 109L29 110ZM43 111V109L41 110V111H39V112H42ZM44 111H46V108H45V110ZM47 111H48V109H47ZM63 111V110H62ZM68 111H70V109L68 110ZM14 112V113H13ZM19 112H23L22 110H20ZM31 112H30V114H29V112H27V111H25V112H23L22 114H21V119H22V116L24 115V113H26V115H24L23 116V120H21L20 119V126H22L21 124L24 122V121H26L25 122V124L26 125H23V127L25 126V129H27L26 127H27V124L28 125H30L31 126V124L32 123H28V119H26V117H27V113L29 114V116H28V118L30 117V115H31V118H32V116H36V115H38V114H35V113H32L31 114ZM39 112H37V113H39ZM64 112H65V110H64ZM8 116H6L5 114ZM66 113V115H69V114H67V111L65 112ZM73 113V112H72ZM120 113V112H119ZM127 112H125V114H126ZM12 114H15V116L13 115L12 116ZM18 114H20V113H18ZM47 114H48V112H47ZM53 114V113H52ZM58 114H63V113H61V111H60V113H59V111H58ZM74 114H75V112H74ZM128 115H126V118L125 119H123L122 121L126 124V122H131L132 121V123H131V128L133 127V126H135L134 125V121L132 120V117H131V114L130 113H127ZM3 115H0V116H3ZM10 115V116H9ZM55 115H57V114H55ZM65 115V114H64ZM65 115V116H66ZM118 115V114H117ZM135 115V114H134ZM133 115V116H134ZM41 116H44V112H43V114H40V116H38V117H41ZM48 116V115H47ZM60 116V115H59ZM58 116V117H59ZM77 116V115H76ZM75 116V117H76ZM122 116V115H121ZM3 117V118H4ZM20 117V116H19ZM37 117V116H36ZM46 117V116H45ZM54 117V116H53ZM52 117V118H53ZM57 117V118H58ZM64 117V116H63ZM63 117H60V118H63ZM71 117V116H70ZM74 117V118H75ZM14 118V119H13ZM42 118V117H41ZM52 118L51 119H47V120H52ZM65 118V117H64ZM69 117H67V119H68ZM114 118V117H113ZM123 118V117H122ZM24 119H26V120H24ZM44 119V118H43ZM55 119V118H54ZM53 119V120H54ZM66 119V120H67ZM76 119V118H75ZM121 119V118H120ZM2 120H4V119H2ZM30 120H34V118H32V119H30ZM38 121L37 123L35 122V121ZM45 120V119H44ZM57 120H59V119H57ZM61 120V119H60ZM69 120H71V118L69 119ZM67 121L66 123H64L65 124V128L67 127V125H68V123L70 122V121ZM110 120H111V118H110ZM142 120H140L141 121V123L143 124V122H142ZM21 121H23V122H21ZM43 121V120H42ZM41 121V122H42ZM62 121V120H61ZM72 121H75V120H73L72 119ZM72 121L69 123V124H71L72 123ZM106 121H108V119L106 120ZM3 122H6V120H4ZM30 122V121H29ZM45 122V124H47V121L45 120L44 121ZM43 122V123H44ZM57 122V121H56ZM60 122V121H59ZM109 122H111V121H109ZM34 124L36 123V124H39L40 123V121L36 118L35 120H34V122H33ZM50 123H52L51 121H50ZM53 123H55V122H53ZM63 123V122H62ZM117 123V122H116ZM121 123V122H120ZM124 123H122L123 125H124ZM137 123V122H136ZM167 123H170L169 125L167 124ZM5 125L7 124V123H4ZM34 124H32V125H34ZM42 124V123H41ZM44 124V125H45ZM64 124L62 125V126H64ZM111 124V123H110ZM112 124H113V122H112ZM141 124V125H142ZM2 124H0V131H2V127L3 128H6L7 130L10 128L11 129V126H9V128H8V126H1ZM8 125V124H7ZM16 125V127L13 125V127H15V128H17L18 127V124H15ZM49 124H47V126H48ZM60 125V129L63 131L64 129H63V127ZM76 125L77 124H75L74 122H73V124H71V126L70 125H68L69 127V132L67 131L66 133H68V135H66V137H65V140H63V138H61L63 141H62V143H64V141L66 142L65 143V145L63 144V149H62V154H63V156H61L60 157V159L58 160V162H57V158L56 159H54L55 157H53V159H54V163L52 164L50 161H52L51 159H50V157H49V155L47 156V154H46V152L47 151H49L48 149H46V148H44V146H45V144H44V142L46 141V139H45V141H43V139L41 138V134L39 133V135H41L40 136V138H38L39 137V135H37L38 134V132L36 133L35 132V130L36 129H39L37 126L38 125H36V126H31V127H33V129H34V132L32 133V134H34L35 133V135L34 136H37V138L38 139H36L35 140V138H32V137H30L29 139H34L36 142H35V144L36 145H38L39 143H40V146H39V148H38V146H37V150L38 151H40L41 152V154H38V151L37 152H35L36 154H38L39 156L38 157H36V155L35 156H33V159L32 160H28V158L27 159H24L25 161L26 160H28L29 161V163H27V164H23V166L21 165V166H19L18 164H17V167L16 168H14V167H12V169L11 168H7V167H10V164L8 165V164H6L5 165V163H4V161H2L4 158H2V156H3V152H5V153H7L5 150L2 152V149H1V151L0 152H2V153H0V256H4V255H6V254H12L13 252H15L14 250L16 249V247L18 246L17 244L20 242V240L22 239V234L24 233V231L26 232L27 231V229L31 226L32 227V225H35V223H36V221H37V219H39V218H37L38 216H42V213L46 210V208H48V206H49V204H50V201L52 200L51 198L54 196V194L56 193L55 191H56V189L59 187L58 186V184L60 185L61 183H63L62 182V180H61V182H60V179H61V176H62V178L63 177H65V176H63V174L64 173H66L67 172V170H65V168H67L68 166H66V164L68 163V161L69 160H71V159H74L73 158V155H75V153L78 155V149L76 150V148H75V146H74V141H76L77 140V136H79L78 135V133H77V131H80V130H78V129H75V128H78V126L76 127ZM137 125V124H136ZM29 126V128H31ZM54 126V125H53ZM112 127H114V125H111ZM127 126V125H126ZM139 126V125H138ZM143 126V125H142ZM141 126V127H142ZM12 127V128H13ZM81 127H82V125H81ZM81 127H79V129H81ZM88 127V126H87ZM86 127V128H87ZM116 127H117V125H116ZM19 128H21V127H19ZM40 128H42V125H40ZM49 130H52V132H53V129H54V127L52 128V125H51V129L49 128V127H47ZM46 128V129H47ZM67 128V129H68ZM122 128H123V126H122ZM157 129V132H156V135H158L157 137H159V135H161L163 132H161V131H163V128L162 129ZM171 128H169V129H171ZM5 129V131H7ZM22 129V128H21ZM32 128H31V130L30 131H32L33 130ZM88 129V128H87ZM86 129V130H87ZM110 129H111V127H110ZM114 129H116V128H114ZM138 129V128H137ZM140 129V128H139ZM142 129H143V127H142ZM153 129H155V128H153ZM17 130V129H16ZM16 130L13 132L14 133V136L13 137H15V133H16ZM20 130V129H19ZM18 130V131H19ZM100 130V129H99ZM98 130V131H99ZM125 131H126V129H124ZM131 130H133V128L131 129ZM144 130H146V129H144ZM143 130V131H144ZM168 130V129H167ZM167 130L166 131H164V133L166 132L167 133ZM9 131V130H8ZM6 132V134H8L9 132ZM13 131V130H12ZM22 131V130H21ZM21 131H19L21 134H22V132L24 131H26V130H24L23 129V131L21 132ZM38 131V130H37ZM66 131V130H65ZM64 131V132H65ZM93 131V132H92ZM140 131V130H139ZM147 131V130H146ZM150 131H152V130H149L148 131V133L150 132ZM47 132V131H46ZM51 131H49V133H50ZM52 132L50 133V135H52ZM64 132H62V133H64ZM134 132H137V131H134ZM161 132V133H160ZM30 133V132H29ZM28 133V131H26V134H29ZM61 133V132H60ZM65 133V134H66ZM105 133H107V131L105 132ZM120 133V132H119ZM138 133V132H137ZM148 133H146L145 135H147ZM150 133H152V132H150ZM150 133H149V135H147L148 137L150 136ZM155 133V132H154ZM1 134V133H0ZM3 134H4V130H3ZM2 134V135H3ZM9 134H11V133H9ZM20 134V135H21ZM24 134V133H23ZM32 134H29V136L31 135L32 136ZM64 134V135H65ZM87 134V136L85 137L84 135V137L85 138H88L89 137V134L88 133H86ZM85 134V135H86ZM95 134V133H94ZM99 134V133H98ZM101 134V133H100ZM112 134H115V131H112ZM123 134V133H122ZM132 134V133H131ZM136 134V133H135ZM168 134H162V135H168ZM2 135H0V138H2L3 140H4V137H1ZM44 136H42L43 138H45V135L46 134H43ZM61 135V134H60ZM106 135V134H105ZM104 135V136H105ZM109 135V133H107V135L106 136H108ZM120 135V134H119ZM5 136V135H4ZM10 136V135H9ZM18 136V135H17ZM25 136V135H24ZM23 135H22V137H24ZM28 136V135H27ZM28 136V137H29ZM33 136V137H34ZM115 136V135H114ZM113 135L111 136V139H112V137H114ZM127 136V135H126ZM125 136V137H126ZM5 137H7V138H10V137H8V135L7 136H5ZM11 137H12V135H11ZM12 137V138H13ZM21 136H19V138H20ZM21 137V139L23 140V138ZM26 137V136H25ZM54 137V136H53ZM55 137H56V135H55ZM54 137V138H55ZM59 137V136H58ZM62 137H63V135H62ZM80 137H82V136H80ZM129 137H130V135H129ZM142 137V136H141ZM156 137V136H155ZM7 138H5V140H7ZM11 138V139H12ZM17 138V137H16ZM83 138V137H82ZM81 138V139H82ZM92 138V137H91ZM102 138V137H101ZM101 138H96L95 139V141L93 142V144L89 147L90 148V153H89V151H88V153H87V151H85L87 154H88V156H86V157H84L85 159H83L84 161H83V163H80V168H79V171L78 172H76V175L75 176H77V182L76 183H79V185L80 186H82V185H84L85 184V182L86 181H83L82 182V180H84V178L87 176L86 174L88 173V171L90 172V171H92V170H90L91 168H93V165H94V163H95V161L96 160H98L97 158H98V152L100 151V143L102 144V142H103V140H102V142H100V139ZM107 138V140H109L110 141V139L108 138V137H106ZM118 138V137H117ZM121 138V137H120ZM140 138V137H139ZM167 138V137H166ZM1 139V140H2ZM41 139V140H40ZM53 139V138H52ZM76 139V140H75ZM80 139V140H81ZM104 139H105V137H104ZM127 139V138H126ZM126 139H124V140H126ZM130 139V138H129ZM143 139H145L144 138V136H143ZM143 139H141L142 141H144ZM146 139H148L147 137H146ZM150 139V138H149ZM157 139V138H156ZM160 139V138H159ZM3 140L2 141H0V142H3ZM26 140H27V137H26ZM34 140L32 141V140H28V142L27 141H25V142H27V143H30V141L31 142H34ZM40 142H39V141ZM53 140H55V139H53ZM58 140V139H57ZM83 140H85L86 141V139H83ZM82 140V141H83ZM131 141H132V138L130 139ZM140 140V139H139ZM138 140V141H139ZM8 141V140H7ZM9 141H10V139H9ZM17 141V140H16ZM47 141H49V139L47 140ZM79 141V140H78ZM85 141H83L84 143H85ZM92 141V140H91ZM108 141V142H109ZM138 141H135V144H136V142H138ZM148 141H150V140H148ZM157 141H159L158 139H157ZM156 141V142H157ZM20 142V141H19ZM37 142H39V143H37ZM50 142V141H49ZM55 142H56V140H55ZM105 142V141H104ZM107 142V141H106ZM112 141H110L109 142V144L111 143ZM116 142V141H115ZM147 142V141H146ZM146 142H142V144L143 145H145L144 143H146ZM160 142V141H159ZM165 142L166 141H162V144L161 143H159L161 146L163 145L164 146V144H165ZM4 143L6 144V141H4ZM3 143V144H4ZM16 143V142H15ZM46 143V142H45ZM48 143V142H47ZM46 143V144H47ZM76 143V142H75ZM77 143H79V142H77ZM117 143V142H116ZM116 143H114V144H116ZM148 144L150 143V142H147ZM152 143H154L153 141H151V143L150 144H152ZM24 144V143H23ZM35 144H33L32 143V145H35ZM58 142L57 143H55V145H54V147H56V146H58ZM82 144V143H81ZM86 144V143H85ZM104 144V143H103ZM108 144V145H109ZM122 144V143H121ZM120 144V147L124 144H122L121 145ZM137 144H140L141 145V142H139V143H137ZM159 144H158V147H159ZM6 145H8V143L6 144ZM18 145V144H17ZM20 145V144H19ZM24 145H26V143L24 144ZM23 145V146H24ZM32 145H30V147H32ZM49 145H50V143H49ZM52 145V144H51ZM80 145V144H79ZM87 145V144H86ZM90 145V144H89ZM125 145V144H124ZM139 145V146H140ZM168 145V144H167ZM187 145H190V147H192V148H194L195 150H197V152L200 154V156H202V159L201 160H199V159H197L196 157H194L191 153H190V150H189V148L190 147H187ZM1 146V145H0ZM9 146H12V144H9ZM9 146L7 147L8 148V150H10L9 149ZM28 148H29V146L28 145H26ZM82 146V145H81ZM115 146V145H114ZM113 146V148H115L116 146H117V144H116V146L114 147ZM148 146V145H147ZM169 146H170V144H169ZM22 147V146H21ZM25 147V146H24ZM26 147V148H27ZM46 147V146H45ZM103 147V146H102ZM110 147V146H109ZM108 146H107V148H109ZM118 147H119V144H118ZM150 147V146H149ZM3 148H4V146H3ZM13 148V147H12ZM25 148V150H27ZM57 148V147H56ZM60 148V147H59ZM58 148V149H59ZM167 148V147H166ZM6 149V148H5ZM45 149L47 150L46 152H45ZM53 149V148H52ZM52 149H51V151H52ZM57 149V150H58ZM116 149V148H115ZM118 149H121V148H118ZM122 149V150H123ZM153 151H152V150ZM12 150H15V145H14V148L12 149ZM24 150V151H25ZM56 150V149H55ZM56 150V151H57ZM89 150V149H88ZM22 151V150H21ZM24 151H22V152H24ZM55 151V152H56ZM102 151H104V149H102ZM115 151V150H114ZM113 150H112V152H114ZM153 152L152 154H149V152ZM9 152V151H8ZM19 152V151H18ZM29 152V151H28ZM39 152V153H40ZM53 152H54V150H53ZM118 152V151H117ZM117 152H115V153H117ZM124 152H125V150H124ZM129 152V153H128ZM10 156H13L12 154H14L13 152H11L10 151ZM17 153V152H16ZM27 153V152H26ZM50 153V152H49ZM57 153V152H56ZM54 153L56 156H57V154H59V153ZM80 153V152H79ZM86 153H85V155H86ZM101 153V152H100ZM114 153V154H115ZM119 153V152H118ZM123 153V152H122ZM154 153V154H155ZM162 153V152H161ZM19 154H21L20 152H19ZM25 154V153H24ZM23 154V155H24ZM112 154V153H111ZM113 154V155H114ZM158 154H159V152H158ZM163 154V153H162ZM14 155H16V154H14ZM22 155V156H23ZM52 155H53V153H52ZM54 155V156H55ZM76 155V156H77ZM106 155V154H105ZM113 155H112V161H114L113 159H117V158H119V154H118V157L116 156V155H114V157H113ZM7 156V155H6ZM10 156H8V157H10ZM21 156V155H20ZM101 155L99 154V157H100ZM115 156L117 157V158H115ZM120 156V158H122ZM155 156V155H154ZM4 157V156H3ZM14 157H16V156H14ZM24 157H25V155H24ZM35 157V158H34ZM58 157V156H57ZM104 157V156H103ZM103 157L101 158V162L105 159V157H104V159H103ZM156 157H158V156H156ZM17 158L19 159V160H23V159H21V158H19L18 157V155H17ZM59 158V157H58ZM99 158V159H100ZM9 159H11V157L9 158ZM13 159V158H12ZM11 159V161L13 162V160ZM50 159V160H49ZM103 159V160H102ZM111 159V158H110ZM55 160H56V162H55ZM118 160V159H117ZM16 161H18V160H16ZM81 161V160H80ZM100 161H98V162H96V163H100ZM8 162V161H7ZM6 162V163H7ZM23 162V161H22ZM22 162H20L19 161V163H22ZM109 162H110V160H109ZM115 163H116V161H114ZM15 163V162H14ZM25 163V162H24ZM95 163V164H96ZM103 163V162H102ZM112 163V162H111ZM246 163V162H245ZM109 164V163H108ZM15 165V164H14ZM24 165H26V166H24ZM73 165V164H72ZM103 165V164H102ZM112 165H115L114 163L113 164H111V166ZM118 165V164H117ZM74 167H75V165H73ZM78 166V165H77ZM95 166V165H94ZM165 166H168V167H165ZM247 166H248V164H247ZM98 167V166H97ZM99 167H100V165H99ZM99 167H98V170H100L99 169ZM120 166L118 165V167L117 168H119ZM146 167V166H145ZM145 167H143V168H145ZM243 167H244V165H243ZM6 168H7V170H6ZM69 168H71V166L69 167ZM68 168V169H69ZM101 168V167H100ZM116 168V167H115ZM121 168V167H120ZM250 168V167H249ZM249 168H247V169H249ZM8 169H11V170H13L14 171V173L12 172V171H10V170H8ZM140 169V168H139ZM98 170H97V173H98ZM106 170V169H105ZM120 170V169H119ZM140 170H142V169H140ZM10 171V172H9ZM66 171V172H65ZM142 171H144V172H146L145 170H142ZM151 171V172H152ZM246 171V170H245ZM72 172H74V171H72ZM93 172V171H92ZM122 171L120 170V172H118V174L117 175H115L116 177L118 176V175H120V173H121ZM133 172H135V171H133ZM133 172H131V174L133 173ZM251 172V173H250ZM11 173H13V174H11ZM78 173V174H77ZM96 173V174H97ZM114 173V172H113ZM124 173V171L122 172V174ZM244 173V172H243ZM96 174H94V175H96ZM102 174V173H101ZM109 174H110V172H109ZM127 174V173H126ZM135 174H137V173H135ZM134 174V175H135ZM88 175H90V173L88 174ZM139 175H140V173H139ZM69 176H71V175H69ZM97 176V175H96ZM96 176H94V177H96ZM113 176V175H112ZM161 176V177H160ZM74 177V176H73ZM119 177V176H118ZM249 177V176H248ZM248 177H246V178H248ZM100 178V177H99ZM102 178V177H101ZM120 178V177H119ZM117 179V182H122V178L121 179ZM154 178H151V180L152 179H154ZM245 178V179H246ZM67 179V178H66ZM73 179V178H72ZM87 179H89V177L87 176ZM109 179V178H108ZM131 179V178H130ZM167 179V178H166ZM244 179V178H243ZM261 179V178H260ZM262 179H264V178H262ZM261 179V180H262ZM74 180H76V178L74 179ZM73 180V181H74ZM91 180V179H90ZM95 181V179H93V176H92V181ZM112 180V179H111ZM150 179L148 180V184H149V182L151 181ZM155 181H156V179H154ZM169 180V179H168ZM247 180V179H246ZM252 180H256V179H252ZM261 180H258V181H261ZM65 181V180H64ZM91 181V182H92ZM101 181V180H100ZM129 181V180H128ZM131 181V180H130ZM137 181V180H136ZM159 180H157V182H158ZM165 181H167V180H165ZM165 181H164V183H165ZM99 182V181H98ZM97 182V183H98ZM105 182V181H104ZM144 182H143V184H144ZM170 182V181H169ZM210 182V181H209ZM248 182V181H247ZM246 182V183H247ZM254 182V181H253ZM73 183V182H72ZM75 183V184H76ZM82 183H84V184H82ZM128 183H130V182H128ZM138 184H139V182H137ZM152 183V182H151ZM161 183V182H160ZM207 183V182H206ZM205 183V184H206ZM249 183H251V182H249ZM75 184L73 185L74 187H75ZM82 184V185H81ZM90 184V183H89ZM109 184V183H108ZM107 184V185H108ZM135 184H136V182H135ZM204 184V185H205ZM77 185V184H76ZM97 185V184H96ZM107 185L105 186V188L107 187ZM137 185V184H136ZM141 185V184H140ZM139 185V186H140ZM172 185H173V182H172ZM206 185H208L209 186V183H207ZM206 185H205V187H206ZM58 186V187H57ZM79 186V187H80ZM94 186V185H93ZM134 186V185H133ZM144 186V185H143ZM149 186V185H148ZM156 186H157V183H156ZM165 186V185H164ZM167 186V185H166ZM170 186V185H169ZM175 186V185H174ZM78 187V186H77ZM78 187V188H79ZM91 187V186H90ZM89 186H88V188H90ZM141 187V186H140ZM150 187V186H149ZM191 187V188H190ZM61 188V187H60ZM76 188V187H75ZM74 188V189H75ZM82 188V187H81ZM80 188V189H81ZM132 188H134V187H132ZM159 188V187H158ZM161 188V187H160ZM166 188V187H165ZM176 187H172V190L173 189H175ZM200 188H202V185H201V187ZM210 188V187H209ZM59 189V188H58ZM85 190H86V188H84ZM84 189H83V191H84ZM116 189H119V187L118 188H116ZM135 189V188H134ZM139 189H141V188H139ZM138 189V190H139ZM171 189V188H170ZM176 189H179V188H176ZM193 190L195 189H199V188H197V187H193L192 188ZM204 189V191L206 192V189L205 188H203ZM211 189V188H210ZM210 189L208 190V191H210ZM245 189V188H244ZM76 190L78 191V189L76 188ZM75 190V191H76ZM87 190H89V189H87ZM85 191L84 193H87L88 191ZM112 190V189H111ZM114 190V189H113ZM120 190V189H119ZM60 191V190H59ZM58 191V192H59ZM83 191H82V195H83ZM121 191V190H120ZM129 191H130V189H129ZM132 191H133V189H132ZM141 191V190H140ZM179 191V190H178ZM207 191V192H208ZM239 191H240V189H239ZM242 192L244 191V190H241ZM240 191V192H241ZM247 191V190H246ZM245 191V192H246ZM57 192V193H58ZM95 192V191H94ZM103 192V191H102ZM197 193L198 191L196 190V191H193L192 193ZM203 192V191H202ZM201 192V190L199 191V193H202ZM205 192H204V194H205ZM235 192V191H234ZM241 192V193H242ZM106 193V192H105ZM121 193V192H120ZM134 193L136 194V192L134 191ZM163 193V192H162ZM112 194H113V192H112ZM122 195H120L119 194V196L117 197L118 198V201H120L121 202V200L123 201L124 200V198H123V190H122V193H121ZM127 194V193H126ZM208 194V193H207ZM218 194V193H217ZM227 194H229V192L227 193ZM58 195V194H57ZM85 195V194H84ZM92 195V194H91ZM107 195H109V194H107ZM196 195H198V193L196 194ZM221 195V196H220ZM220 195H218L217 197H215V198H218L219 196L220 197H222V194H220ZM230 195V194H229ZM229 195H227V196H229ZM55 196H56V194H55ZM59 196V195H58ZM201 196V194H199V197ZM204 195H202V197H203ZM207 196H210L209 194L207 195ZM214 196H216V194L214 195ZM224 196H226V194L224 195ZM231 196H232V194H231ZM234 196H235V194H234ZM248 196V195H247ZM68 197H69V195H68ZM89 197V196H88ZM95 197H98V196H95ZM103 197V196H102ZM112 197V196H111ZM135 197V196H134ZM186 196H184V198H185ZM206 197V196H205ZM213 197V195L212 196H210V198H208V197H206V198H208L207 200H211V198ZM233 197V196H232ZM58 198V197H57ZM66 198V197H65ZM70 198H72V197H70ZM74 198V197H73ZM92 198V197H91ZM90 197H89V199H91ZM113 198V197H112ZM161 198V197H160ZM159 198V199H160ZM182 197H180V199H181ZM183 198V199H184ZM189 198H190V196H189ZM192 198H193V196H192ZM192 198H191V200H192ZM201 198V197H200ZM200 198H199V201H200ZM204 198V197H203ZM214 198V197H213ZM212 198V200L211 201H215L216 199L214 198L213 199ZM241 197H237V198H235V199H240ZM56 199V198H55ZM62 199H63V197H62ZM114 200H115V198H113ZM188 199V198H187ZM243 199V198H242ZM242 199H240L241 201H244V200H242ZM66 200V199H65ZM206 200V199H205ZM206 200V201H207ZM209 200V201H210ZM62 201V200H61ZM66 201H68V202H70L71 200H66ZM86 201V200H85ZM113 201V200H112ZM142 201V200H141ZM147 201V200H146ZM152 201H154V200H152ZM185 201H186V199H185ZM198 201V200H197ZM196 201V202H197ZM205 201V202H206ZM208 201V202H209ZM52 202V201H51ZM63 202V201H62ZM61 202V203H62ZM68 202H65L64 201V203L63 204H65V203H68ZM89 202V200H87V203ZM127 202H129V200L127 201ZM193 202V201H192ZM204 202V203H205ZM208 202H207V204H208ZM218 202H219V199H218ZM84 203V202H83ZM82 203V204H83ZM90 203V202H89ZM112 203H114V201L112 202ZM111 203V201H110V205L112 204ZM125 203V202H124ZM132 203V202H131ZM134 203V202H133ZM142 203V202H141ZM185 203V202H184ZM201 203H203L202 201H201ZM213 203V202H212ZM53 204L55 205V204H57V203H54V201H53ZM52 204V205H53ZM107 204H108V202H107ZM127 204V203H126ZM211 204V203H210ZM213 204H215V203H213ZM219 204V203H218ZM53 205V206H54ZM71 205V204H70ZM95 205V204H94ZM97 205V204H96ZM99 205V204H98ZM115 205V204H114ZM128 205V204H127ZM145 205H146V203H145ZM190 205V204H189ZM61 206H64V205H61ZM74 206V205H73ZM72 206V207H73ZM100 206V205H99ZM105 206H106V203H105ZM150 206V205H149ZM192 206V205H191ZM50 207H52L51 205L49 206V209H50ZM65 207V206H64ZM69 207V206H68ZM82 207V206H81ZM101 207V206H100ZM99 207V208H100ZM130 207H133V206H130ZM136 207V209H137V206H135ZM134 207V208H135ZM139 207V206H138ZM145 207V206H144ZM193 207V206H192ZM195 207V206H194ZM54 208V207H53ZM87 208L88 207H86V209L85 210H87ZM108 208V206L106 207V209ZM110 208V207H109ZM146 208V207H145ZM189 208V207H188ZM58 209V207L56 208V211H58L57 210ZM60 210H61V208H59ZM89 209V208H88ZM126 209V208H125ZM151 209V208H150ZM190 209H192V208H190ZM64 210H65V208H64ZM63 210V211H64ZM83 210V209H82ZM82 210H79V211H82ZM90 210V209H89ZM146 210L147 209H145V212H146ZM194 210V209H193ZM46 211H48V209L46 210ZM45 211V212H46ZM50 211H52V210H49L48 212H49V214L51 213ZM66 211V210H65ZM114 211V210H113ZM137 211V210H136ZM140 211H141V209H140ZM152 211H153V208H152ZM155 211V210H154ZM62 212V211H61ZM90 212V211H89ZM47 213V212H46ZM54 213V211L52 212V214ZM57 212H55V214H56ZM77 213V212H76ZM103 213V212H102ZM161 213V212H160ZM179 213V212H178ZM48 214V213H47ZM58 214V213H57ZM66 215H67V213H65ZM62 215V217H63V219H65L64 218V213L62 214V213H60V216ZM47 216V215H46ZM48 216H50V215H48ZM53 216H54V214H53ZM120 216V215H119ZM55 218H56V216H54ZM54 217L52 218V219H54ZM101 217V216H100ZM153 217V216H152ZM41 218V217H40ZM50 218V219H51ZM60 219H61V217H59ZM83 218H85V217H83ZM103 218V217H102ZM43 219H45V218H42V221H43ZM94 219V218H93ZM93 219L91 220V221H93ZM101 219V218H100ZM99 219V220H100ZM114 219V218H113ZM131 219V218H130ZM157 219V218H156ZM40 220L41 219H39L38 221L40 222ZM104 220V219H103ZM158 220L160 221V219L158 218ZM52 221V220H51ZM50 221V222H51ZM53 221H55V220H53ZM113 221V220H112ZM116 221V220H115ZM162 221V220H161ZM38 222V223H39ZM56 222V221H55ZM94 222H95V220H94ZM158 222V221H157ZM219 222V221H218ZM41 224H42V222H40ZM40 223L39 224H37V226H39V227H37V229L39 228V229H41V226H40ZM119 223V222H118ZM156 223V222H155ZM222 223V222H221ZM51 224H54V222H52ZM51 224H49L50 226H51ZM120 224V223H119ZM214 224V223H213ZM219 224V223H218ZM217 224V225H218ZM45 225V224H44ZM115 225H117V224H115ZM216 225V224H215ZM42 226H43V224H42ZM56 226V225H55ZM69 226V225H68ZM73 226V225H72ZM97 227V226H96ZM46 228V227H45ZM48 228V227H47ZM55 228V227H54ZM66 228H68V227H66ZM73 228V227H72ZM155 227L153 226V229H154ZM31 229V228H30ZM38 229V231H41V230H39ZM49 229H50V227H49ZM51 229H53V228H51ZM153 229H151V230H153ZM173 228H171V230H172ZM182 230H183V228H181ZM190 229V228H189ZM189 229H187V230H189ZM43 230H45V229H43ZM70 230V229H69ZM166 230V229H165ZM165 230H163V231H165ZM168 230V229H167ZM184 230H186V228L184 229ZM183 230V231H184ZM217 230V229H216ZM46 231V230H45ZM51 231H53V230H51ZM68 231V230H67ZM97 231H98V229H97ZM154 231V230H153ZM47 232V231H46ZM48 232H50V231H48ZM152 232V231H151ZM157 232V231H156ZM185 232H187V231H185ZM212 231H210V232H208V233H210V234H212L211 233ZM258 232V231H257ZM41 233V232H40ZM39 233V234H40ZM43 233H45V232H43ZM112 233H113V231H112ZM164 233V232H163ZM183 233V232H182ZM188 233H189V231H188ZM197 233V232H196ZM202 233V232H201ZM206 233V232H205ZM248 233V232H247ZM101 234V236H102V233H100ZM156 234V233H155ZM155 234H153V236H155ZM158 234H160L159 232H158ZM157 234V235H158ZM161 234H162V232H161ZM160 234V235H161ZM185 234V233H184ZM187 234V233H186ZM189 234H191V233H189ZM200 234V231H199V233H198V235ZM210 234H208L207 236H210ZM37 235V234H36ZM36 235H34L35 237H36ZM105 235V234H104ZM197 235V236H198ZM253 235H255V234H253V232H252V236ZM39 236H42V234L41 235H39ZM47 236V235H46ZM45 236V237H46ZM71 236V235H70ZM80 236V235H79ZM134 236V235H133ZM152 236V237H153ZM191 236H192V234H191ZM191 236H188V238L190 239V237ZM200 236V235H199ZM243 236H245V235H243ZM249 235H247V237H248ZM251 236V237H252ZM31 237H32V235H31ZM132 237V236H131ZM159 237V236H158ZM194 237H195V235H194ZM201 238H202V236H200ZM199 237V238H200ZM246 237V236H245ZM24 238V237H23ZM106 238V237H105ZM127 238V237H126ZM141 238V237H140ZM161 238V237H160ZM163 238V237H162ZM196 238V237H195ZM198 238V239H199ZM200 238V239H201ZM209 238V237H208ZM35 239V238H34ZM33 239V240H34ZM143 239V238H142ZM156 239V241H157V238H155ZM199 239V240H200ZM28 240V239H27ZM30 240V239H29ZM28 240V241H29ZM105 240V239H104ZM127 240H128V238H127ZM133 240V239H132ZM135 240V239H134ZM138 240V239H137ZM165 241L166 239H162L161 241ZM192 240V239H191ZM197 240V239H196ZM35 241V240H34ZM145 241H147V240H145ZM152 241H153V238H152ZM155 241V240H154ZM160 241V240H159ZM207 241V240H206ZM22 242H24L23 240H22ZM27 242V241H26ZM33 242V241H32ZM38 242V241H37ZM41 242V241H40ZM107 242V241H106ZM129 242H131V241H129ZM135 242V241H134ZM194 242V241H193ZM196 242V241H195ZM194 242V243H195ZM25 243V242H24ZM28 243V245H29V242H27ZM26 243V244H27ZM108 243V242H107ZM147 243H149V242H147ZM152 243H154V242H152ZM151 243V244H152ZM193 243V244H194ZM207 243V242H206ZM215 243V242H214ZM32 244V243H31ZM129 244V243H128ZM171 244V243H170ZM199 244H200V242H199ZM20 245V244H19ZM22 245V244H21ZM20 245V246H21ZM33 245L35 246V244H34V242H33ZM149 245V244H148ZM22 246H24V245H22ZM21 246V247H22ZM27 245H25V247H26ZM31 246V245H30ZM29 246V247H30ZM113 246V245H112ZM130 246V245H129ZM133 246H135V245H132V248H134ZM214 246V245H213ZM245 246V245H244ZM77 247V246H76ZM125 247V246H124ZM136 247V246H135ZM140 247V246H139ZM139 247H138V249H139ZM171 247V246H170ZM217 247V246H216ZM220 247V246H219ZM260 247V246H259ZM27 248V247H26ZM25 248V249H26ZM39 248V247H38ZM42 248V247H41ZM114 248V247H113ZM121 248V247H120ZM125 248H127V244H126V247ZM158 248V247H157ZM196 248V247H195ZM209 248V247H208ZM211 248V247H210ZM244 248V247H243ZM17 249H18V247H17ZM122 249L124 250V248H123V246H122ZM22 250V249H21ZM100 250H102V249H100ZM99 250V251H100ZM110 250H113V249H111L110 248ZM109 249L107 250V251H110ZM126 250V249H125ZM127 250H129V247H128V249ZM127 250L125 251L126 253H127ZM152 250V249H151ZM166 250V249H165ZM169 250V249H168ZM220 250V249H219ZM20 251V250H19ZM18 251V252H19ZM24 251V250H23ZM32 251H33V249H32ZM104 251V250H103ZM102 251V252H103ZM113 251H115V250H113ZM112 251V252H113ZM164 251V250H163ZM18 252H16V253H18ZM99 253V255H97V256H100L101 254H104L105 255V253L103 252V253ZM123 252L124 251H122V254H123ZM134 252H136V250L134 251ZM142 252H143V250H142ZM141 252V253H142ZM150 252V251H149ZM167 252V251H166ZM222 252V251H221ZM234 252V251H233ZM29 253V252H28ZM76 253V252H75ZM87 253V252H86ZM85 253V254H86ZM130 253H131V256H132V253H133V250H132V252L130 251ZM137 253V252H136ZM147 253H148V251H147ZM152 253V252H151ZM163 253V252H162ZM229 253V252H228ZM235 253H237V252H235ZM19 254V253H18ZM22 253H20V255H21ZM33 253H31V255H32ZM121 254V255H122ZM155 254V253H154ZM165 254V253H164ZM219 254V253H218ZM231 254V253H230ZM238 254H240V253H238ZM23 255V254H22ZM112 255V253L110 254V256ZM116 254L114 253V256H115ZM118 255V254H117ZM116 255V256H117ZM150 255V253L147 255V254H145V256H143V254H142V256L141 257H148ZM227 255V254H226ZM19 257L18 255H13V257ZM96 256V257H97ZM107 256V257H106ZM105 256V258H107L105 261H109L108 259L110 258V256H108V255H106ZM113 256V255H112ZM113 256V257H114ZM136 256H138V254L137 255H134V257L135 258H137ZM12 257V258H13ZM22 257V256H21ZM20 257V258H21ZM28 257V256H27ZM85 257V255L83 256V258ZM102 256H100V258H101ZM118 257V256H117ZM116 257V258H117ZM133 257V256H132ZM139 258H140V256H138ZM147 257L146 258H143V261H144V263L145 264H147V262H146V260H144V259H147ZM151 257V256H150ZM167 257V256H166ZM31 258V257H30ZM95 258V257H94ZM99 258V257H98ZM103 258V257H102ZM101 258V259H102ZM153 258V257H152ZM226 258V257H225ZM115 259V258H114ZM234 259H235V257H234ZM248 259V258H247ZM5 260V259H4ZM11 259H9V261H10ZM18 260H20L19 258H18ZM116 260H118V258L116 259ZM115 260V261H116ZM142 260V259H141ZM148 261H149V258L147 259ZM249 260V259H248ZM251 260V259H250ZM12 261H13V259H12ZM11 261V262H12ZM15 261H16V259H15ZM14 261V262H15ZM34 261V260H33ZM96 261V260H95ZM114 261V260H113ZM140 261V260H139ZM138 260H137V262L138 263H141V262H139ZM152 261V260H151ZM150 261V262H151ZM159 261V260H158ZM173 261V260H172ZM254 262H255V260H253ZM11 262H9V264L11 263ZM26 262V261H25ZM32 262V261H31ZM102 262V261H101ZM101 262H100V264H101ZM110 262V261H109ZM117 262V261H116ZM115 262V263H116ZM119 262H121V261H119ZM154 262V261H153ZM152 262V263H153ZM230 262V261H229ZM257 262V261H256ZM105 263V262H104ZM21 264H23V262L21 263ZM26 264H30V262H28V263H26ZM106 264H107V262H106ZM117 264V263H116ZM123 264V263H122ZM143 264V263H142ZM149 264H151V263H149ZM155 264V263H154ZM166 264V263H165ZM228 264V263H227Z\"/></svg>",
  "mask_w": 264,
  "mask_h": 264
}]
</instances>
